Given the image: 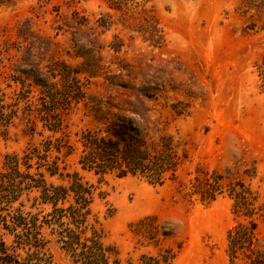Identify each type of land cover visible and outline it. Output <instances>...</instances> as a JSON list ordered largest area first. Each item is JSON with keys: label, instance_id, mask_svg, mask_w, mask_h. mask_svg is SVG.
Returning <instances> with one entry per match:
<instances>
[{"label": "rangeland", "instance_id": "1", "mask_svg": "<svg viewBox=\"0 0 264 264\" xmlns=\"http://www.w3.org/2000/svg\"><path fill=\"white\" fill-rule=\"evenodd\" d=\"M0 112V163L30 151L40 188L93 194L81 231L2 234L19 258L81 264L79 235L106 264H264V0H0ZM102 140L118 149L95 173ZM39 193L20 198L32 213ZM251 224L230 258L229 231Z\"/></svg>", "mask_w": 264, "mask_h": 264}, {"label": "trees", "instance_id": "2", "mask_svg": "<svg viewBox=\"0 0 264 264\" xmlns=\"http://www.w3.org/2000/svg\"><path fill=\"white\" fill-rule=\"evenodd\" d=\"M1 115L3 114L0 112ZM88 149L93 164L99 165L98 169L94 170L95 173H104L105 166H101L104 164V159L109 155V152H115L118 146L112 141L105 142L102 140L101 143L91 141L88 142ZM145 155L144 152H139L138 149L133 148L124 152L122 159L127 167L140 169V165L145 160ZM33 156L34 153H30V151L24 152L22 155H5L0 163V264H41V258L29 259L34 257L32 255L28 259L19 258L16 250L19 248L18 245L21 247L31 246V238H36L42 228L45 226L50 228L56 224L59 226L64 218L76 225V228L81 231L85 229L91 212L89 206L93 202V194L88 187L77 182V180L71 182L68 189L52 186L40 188L39 182L34 180L29 171L27 172L32 167L30 164L33 161ZM97 160L101 163H97ZM94 168L90 169L93 170ZM53 174L54 172H51V175ZM28 186L30 189L36 188L40 192L37 197H34L35 204H32L31 207L34 209H38L37 206L39 205L46 207L48 210L45 213L43 209L32 213V208H28L23 201H20ZM70 194L73 204L64 207L65 202L69 201L68 195ZM16 203H18V207H15ZM233 207L237 217L239 215H243L245 219L250 217V214L243 211L246 206L241 202V199H235ZM42 213L44 214L42 215ZM40 216L41 219H39ZM255 227V224H251V227L236 225L229 231L227 252L230 258L238 249H242L246 244L250 245ZM2 234L13 236L14 243L20 240L19 244L17 246L9 245L1 237ZM69 238L70 241L66 242L65 249L72 251L74 259L80 257L81 264H106L105 252L95 236L85 238L84 241L80 240L79 235Z\"/></svg>", "mask_w": 264, "mask_h": 264}]
</instances>
